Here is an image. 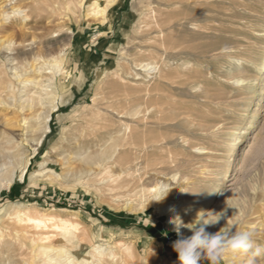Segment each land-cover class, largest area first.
<instances>
[{
  "label": "rangeland",
  "instance_id": "rangeland-1",
  "mask_svg": "<svg viewBox=\"0 0 264 264\" xmlns=\"http://www.w3.org/2000/svg\"><path fill=\"white\" fill-rule=\"evenodd\" d=\"M59 1L67 15L76 9L60 36L51 32L61 20L30 0L18 2L28 20L0 24L13 28L3 40L14 33L0 47V145L16 154L0 170V264H49L40 249L59 247L96 263V246L101 264H179L173 242L191 233L177 235L167 206L185 222L191 206L227 209L208 232L237 220L264 245V0H113L85 19L86 0ZM26 48L46 55L26 60L38 77L17 58L21 79L44 84L23 101L4 57ZM11 132L28 142L8 143ZM162 186L166 198L152 201ZM26 215L49 222L44 232ZM61 222L73 225L71 242H56Z\"/></svg>",
  "mask_w": 264,
  "mask_h": 264
},
{
  "label": "bare ground",
  "instance_id": "bare-ground-1",
  "mask_svg": "<svg viewBox=\"0 0 264 264\" xmlns=\"http://www.w3.org/2000/svg\"><path fill=\"white\" fill-rule=\"evenodd\" d=\"M86 1L88 3V0H86ZM112 1L113 0H95V1L91 2L90 4H88L87 6H86V3L85 2L81 3V5L78 6L79 7V13H81V18L80 19H85V16L84 15L82 16V14H85L87 9L88 10H91V14H98V13L104 12L105 7L107 9L108 8L110 9V7H108L105 4L108 3V2L110 3ZM18 2H19V0H15V4L12 5V7H14V8H20L23 11L26 10V7L27 8L30 7L33 10L34 9L35 10H40V9H42V7L49 8L50 9V12H49V16L48 17H50V19L51 18H54L56 20H61V21H56V23H53V28H55L56 31L51 32L52 37L60 36L63 33V31H64L63 28H65L64 27V23H66V20L64 19V17H68V21L71 23L72 22L71 21V16H72V14H74L76 12V9L71 8V9L68 10L70 12L69 15H67L68 13L67 14L64 13L62 11L63 10V7L60 5V1L59 0H30V2L26 5V7H24L25 9L22 8L21 5H18ZM8 4H9V0H0V10H3L5 8V6L8 5ZM25 17H26V19H22L23 21H26L29 18L28 17V14L26 12H25ZM11 28H12L11 25H9V26H0V47H4V45L11 47L10 45L12 43H14L13 42V39H12L13 36H14V33L13 32H10L9 35H8V36L11 37L10 39H8V40H5V39L3 40L2 39V38L5 37L6 33H8L10 31ZM69 28L71 29V27H69ZM66 32H68V31L66 30ZM21 34H22V39H24V35H25L24 32H22ZM7 43H9V44H7ZM27 48L25 50H22V51H18L16 53H13L11 56H10L11 53H7V55L4 57L5 58L4 61L7 62L8 65H10V67L8 68L9 69V73H11V76L17 80V91L16 92L19 93V94L21 93L20 94V97L23 98V101L24 100H27L30 97V94L29 93L31 92V90L33 88H35L36 90H38L39 88L44 87L43 86L44 84L42 85V84H40L38 82L39 79H38V81H36L35 80L36 78H34V77H29V78H26V79H21V76L22 75L21 74H18L16 72V68L17 67L15 66V63L17 61V58H19V56H21V55H23V57H21L22 60H25L24 61V69H23L24 74H27V75L28 74L29 75L32 74V75H36L37 76L36 73L37 72L39 73V71H40V67H37V66L34 67L31 64L32 62L29 63V61H26V60H27L28 56L31 55V54H33V56H32L33 61H37V59L40 60V58L43 57L44 49H43V51H41V50L34 51L33 49H31L29 52H27L26 50L29 49V48L28 49ZM2 52H0V53H2ZM9 52H10V50H9ZM45 59H46V57H45ZM42 82H43V79H42ZM0 84H1V80H0ZM8 84H9L8 85V88L9 89L12 88V91H14L16 89L13 86L12 83H8ZM30 85H31V88L29 90H27ZM33 93H36V92L34 91ZM31 95H32V93H31ZM44 98H41L40 100L43 101ZM2 103H4V102L2 101ZM52 110L55 111L56 110V107L55 106L52 107ZM49 120H50V115L47 114L46 116L43 117V122H44L43 134L45 132H48V129H47V126L48 125L47 124H48ZM5 123L8 126H13V123H15V122H12L11 120H5ZM18 124H20V123L18 122ZM5 139H6V141L8 143H12V144H22V146H24L26 144V142H28L27 136L24 135V133H22V132L21 133H19V132L18 133L11 132L10 134H7V136L5 137ZM76 150H77V148H76ZM233 151H234V143H231V145L229 146V148L225 151V154H224L223 159H222V164L221 165H222L223 170L229 168L230 163H231V159H232ZM15 155L16 154H14L10 150V148L4 147V146L0 145V170L2 168H4V166L7 165L8 163L12 164V161L14 160ZM80 159H81V157H80ZM89 172H91V170H86L85 172H81V174L79 176H81L83 173L88 174ZM68 175H71V174H68ZM13 176H14V171H12V174L10 175V178L8 179V183L11 182ZM186 204L188 205V204H191V203H186V202L181 203L182 206H184ZM173 209H175V208H172V206H167V207L163 208L162 209L163 211H161V212H167V211L168 212H172ZM198 211H197V208L191 206V207H189L187 209V213L186 214H187V216H192L193 215L195 217L196 216V213ZM171 215L174 216V213H172ZM25 219L27 220V224H29V227L31 226L36 231L37 230H39V231L42 230L44 232L43 229L46 228V224L49 223V222H45V221H43L42 219H39V218L30 217L29 215H26L25 216ZM52 225L54 226L53 229L57 232L56 235H55L56 242H71L72 241V239L74 238V236L71 235L73 233V230H74L72 223L69 225V223H67V222H61V223H58V224H54L53 223ZM43 232H41L39 234L38 233H35V234H37L36 236H38V237L43 236V237L47 238V236ZM101 248H102L101 246H96V248H94V250L96 251V253H98L97 256H96L97 257L96 263H94V262L92 263V262L88 261L86 257L72 256L67 250L64 249V247H59V249H55V250H49V252H47V253H46V250L43 249V248H41L40 251L42 252L41 254H43L47 258L49 264H89V263L90 264H101L103 262V260H104L103 259L104 253L102 252V249ZM73 257H75L76 259H74Z\"/></svg>",
  "mask_w": 264,
  "mask_h": 264
},
{
  "label": "clouds",
  "instance_id": "clouds-1",
  "mask_svg": "<svg viewBox=\"0 0 264 264\" xmlns=\"http://www.w3.org/2000/svg\"><path fill=\"white\" fill-rule=\"evenodd\" d=\"M14 4L15 0H9V4L0 10V24L26 19L24 11L12 7ZM170 188L162 186L151 200L163 201ZM173 212L174 218L169 223L177 235L179 236L182 229H188L191 233L173 242L179 264H199L202 259L208 260L209 264H222L229 254L242 255L245 264H258L259 260L264 259V245L257 242L255 231L237 230L239 223L237 220L228 219L226 224L214 233L207 231V228L220 224L226 218L227 209L220 211L200 209L190 222L183 220L178 209H173Z\"/></svg>",
  "mask_w": 264,
  "mask_h": 264
},
{
  "label": "trees",
  "instance_id": "trees-1",
  "mask_svg": "<svg viewBox=\"0 0 264 264\" xmlns=\"http://www.w3.org/2000/svg\"><path fill=\"white\" fill-rule=\"evenodd\" d=\"M202 264H206V261L205 260H201L200 261Z\"/></svg>",
  "mask_w": 264,
  "mask_h": 264
}]
</instances>
